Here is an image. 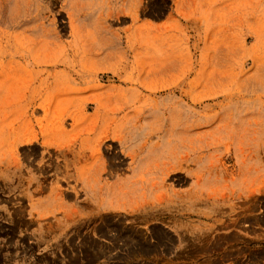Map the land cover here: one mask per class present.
Listing matches in <instances>:
<instances>
[{
  "label": "rangeland",
  "instance_id": "obj_1",
  "mask_svg": "<svg viewBox=\"0 0 264 264\" xmlns=\"http://www.w3.org/2000/svg\"><path fill=\"white\" fill-rule=\"evenodd\" d=\"M0 264H264V0H0Z\"/></svg>",
  "mask_w": 264,
  "mask_h": 264
}]
</instances>
